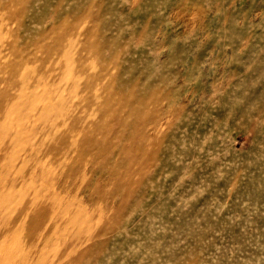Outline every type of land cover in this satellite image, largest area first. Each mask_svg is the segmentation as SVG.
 <instances>
[{
	"label": "rangeland",
	"instance_id": "374dc122",
	"mask_svg": "<svg viewBox=\"0 0 264 264\" xmlns=\"http://www.w3.org/2000/svg\"><path fill=\"white\" fill-rule=\"evenodd\" d=\"M0 264H264V0H0Z\"/></svg>",
	"mask_w": 264,
	"mask_h": 264
}]
</instances>
